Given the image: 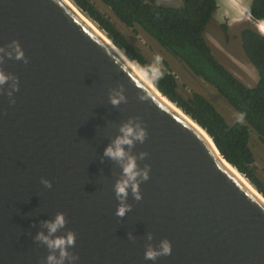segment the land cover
Masks as SVG:
<instances>
[{"label":"water","instance_id":"95a60500","mask_svg":"<svg viewBox=\"0 0 264 264\" xmlns=\"http://www.w3.org/2000/svg\"><path fill=\"white\" fill-rule=\"evenodd\" d=\"M0 71V264H47L36 237L60 213L51 238L75 234L74 264H264V203L64 0H0ZM129 123L146 133L123 146L148 170L139 200L117 197L122 163L104 155ZM163 240L171 254L146 260Z\"/></svg>","mask_w":264,"mask_h":264},{"label":"trees","instance_id":"16d2710c","mask_svg":"<svg viewBox=\"0 0 264 264\" xmlns=\"http://www.w3.org/2000/svg\"><path fill=\"white\" fill-rule=\"evenodd\" d=\"M73 3L141 69L151 75L156 67L90 2ZM127 27H139L197 78L213 87L243 120L229 123L205 96H184L169 68H158L162 76L155 87L212 138L218 150L256 190L264 196V184L257 178L251 132L264 143V36L252 26L239 31L241 49L256 69L259 80L249 87L236 78L213 54L205 33L217 10L218 0H179V6L158 4L156 0H100ZM254 21L264 20V0H253Z\"/></svg>","mask_w":264,"mask_h":264},{"label":"rangeland","instance_id":"374dc122","mask_svg":"<svg viewBox=\"0 0 264 264\" xmlns=\"http://www.w3.org/2000/svg\"><path fill=\"white\" fill-rule=\"evenodd\" d=\"M156 1L158 4L168 6H179L181 4L179 0ZM252 1L253 0H218V10L205 33L206 40L216 58L236 78L249 87H254L258 83L259 76L256 69L248 61L241 49L239 31L242 28L251 26L250 21L247 19V16H249L247 10L251 7ZM70 2L73 3L72 0H70ZM90 2L125 35L149 62L156 67L165 68V66H167L166 68H169L178 81L179 91L182 95L190 96L192 93L202 94L215 105L229 123L232 124L233 122L241 120L240 116L213 87L206 84L202 79L195 77L184 64L168 54L141 28H130L121 23L110 8L100 0H90ZM78 10L83 13L79 8ZM242 10H246L243 15H241ZM85 16L87 17V15ZM87 18L90 19L89 17ZM92 22L106 35L95 21ZM122 52L125 54L123 50ZM157 55L162 58L159 64L156 63L155 59ZM250 145L255 155L256 176L264 184V143L259 140L257 134L253 131L251 132ZM247 181L250 183L248 179Z\"/></svg>","mask_w":264,"mask_h":264},{"label":"clouds","instance_id":"9594fccd","mask_svg":"<svg viewBox=\"0 0 264 264\" xmlns=\"http://www.w3.org/2000/svg\"><path fill=\"white\" fill-rule=\"evenodd\" d=\"M249 21L250 25L254 30L256 28L254 25L256 24L257 31L259 34L264 36V20H260L257 23L253 20L251 15V7ZM244 11H241V15L244 14ZM13 51L15 53V58L17 60L24 59V52L19 45L18 42H13ZM11 55V53H9ZM156 63L159 64L161 62V56L157 55L155 57ZM142 78L144 80L156 81L157 78L162 76L161 71L156 68H151V75L143 69H141ZM10 79H12L8 74L3 71H0V86L6 84ZM11 95V93H9ZM125 98L122 94L117 93L112 96L111 102L113 105L119 104ZM240 119L243 120V116H240ZM121 136H118L115 141H113L112 145H109L104 152V155L119 161L122 163L123 168V176L124 178L119 180L115 185V192L118 198L126 199L128 195V189L131 188L133 195L137 200L141 199V195L139 192V182L137 180L138 177H141L143 180H147L148 170H139L136 164V157L130 155L125 151L124 145H128L131 148L134 145L135 141L143 142L146 136L145 130L140 127V125L132 126L131 123L125 124L120 128ZM48 184L47 181L44 182ZM50 186V185H49ZM262 195V194H261ZM263 196V195H262ZM264 197V196H263ZM128 210L127 206L123 203L117 209V215L123 217ZM65 217L62 213L57 214L55 220L52 222H46L45 227L48 229V235H45L43 232L38 233L36 239L46 244L48 249L50 250V254L47 256V264H65V261H69V264H74V262L78 259V257L73 256L69 253L68 249L74 247L75 245V234L73 232H68L66 236L51 238L53 234H55L59 229L63 228L65 225ZM59 253L57 255L56 253ZM172 252V246L168 240L161 241L158 248H153L149 246L144 253V258L146 260L156 261L158 257L168 256Z\"/></svg>","mask_w":264,"mask_h":264},{"label":"bare ground","instance_id":"6f19581e","mask_svg":"<svg viewBox=\"0 0 264 264\" xmlns=\"http://www.w3.org/2000/svg\"><path fill=\"white\" fill-rule=\"evenodd\" d=\"M72 9L73 11L97 34L99 35L106 43H108L113 50L118 54V56L141 78V80L148 85V87L150 89H152V91L166 104L168 105L171 109H173L174 111H176L179 115H181L183 117V119L187 120L188 122H190L193 126L196 125L194 121H192L187 115H185L178 107H176L173 103L169 102L166 98H164L161 93L156 90V88L152 85V83L150 82V80H144L142 78V73L140 68L133 62L131 61L119 48H116L113 43L107 38V36L105 34H103L97 27L95 24H93V22L88 19L83 13H81L78 8L75 6V4H73L72 2H70V0H64ZM249 8V7H248ZM248 14L250 15V9L247 10ZM249 16H247V19ZM256 23L258 21H255ZM255 28L257 31H259L256 27L255 24ZM260 32V31H259ZM196 127V126H194ZM198 129V128H197ZM200 131V129H199ZM202 133V132H201ZM203 135L206 136V134L203 132ZM208 138V137H207ZM225 165L237 176L238 179H240V181L248 188L250 189L263 203H264V197L253 187L252 184H250L247 179L241 174L239 173L235 167H232L231 165H229L227 162H224Z\"/></svg>","mask_w":264,"mask_h":264},{"label":"flooded vegetation","instance_id":"af4514ba","mask_svg":"<svg viewBox=\"0 0 264 264\" xmlns=\"http://www.w3.org/2000/svg\"><path fill=\"white\" fill-rule=\"evenodd\" d=\"M224 28V27H223Z\"/></svg>","mask_w":264,"mask_h":264}]
</instances>
